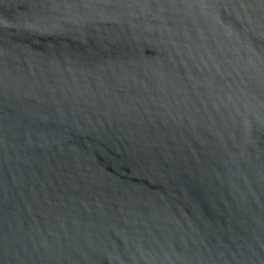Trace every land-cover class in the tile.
<instances>
[{
    "label": "water",
    "instance_id": "95a60500",
    "mask_svg": "<svg viewBox=\"0 0 264 264\" xmlns=\"http://www.w3.org/2000/svg\"><path fill=\"white\" fill-rule=\"evenodd\" d=\"M0 264H264V0H0Z\"/></svg>",
    "mask_w": 264,
    "mask_h": 264
}]
</instances>
